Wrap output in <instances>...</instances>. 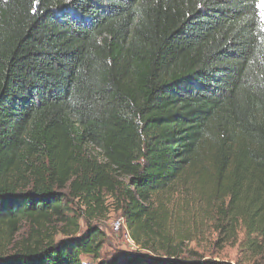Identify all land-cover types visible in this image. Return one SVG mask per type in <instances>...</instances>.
Here are the masks:
<instances>
[{"label":"trees","instance_id":"16d2710c","mask_svg":"<svg viewBox=\"0 0 264 264\" xmlns=\"http://www.w3.org/2000/svg\"><path fill=\"white\" fill-rule=\"evenodd\" d=\"M261 1L0 0V264H236L55 242L105 197L137 233L219 207L264 238Z\"/></svg>","mask_w":264,"mask_h":264},{"label":"rangeland","instance_id":"374dc122","mask_svg":"<svg viewBox=\"0 0 264 264\" xmlns=\"http://www.w3.org/2000/svg\"><path fill=\"white\" fill-rule=\"evenodd\" d=\"M262 0L259 9L264 13ZM74 215L72 221L76 225H70V220L56 222L51 229L55 242L66 238V234L79 235L86 230V224L96 225L105 235V245L101 257H105L114 251H122L132 254L149 253L163 255L162 248L169 245L179 247V259L190 261L196 258L225 260L236 264H264V238L245 233L243 227L233 226L227 218L219 212V207H177L178 216L175 220L167 221L161 230H155L157 234H143L130 231L124 225V231L114 232L111 224L119 218L118 212L110 198H104L102 207H87L75 205L69 207ZM186 210H183V209ZM30 231L29 225H22L15 234L12 243L7 239V253L13 249L14 244H19L26 239ZM124 232H128L130 240L134 243L132 248L124 238ZM138 235V240L132 236ZM83 262L94 264V260L84 257Z\"/></svg>","mask_w":264,"mask_h":264},{"label":"built area","instance_id":"2783aa9c","mask_svg":"<svg viewBox=\"0 0 264 264\" xmlns=\"http://www.w3.org/2000/svg\"><path fill=\"white\" fill-rule=\"evenodd\" d=\"M112 229L114 232L118 233L120 231H124V222L122 218H118L116 219L112 224ZM124 238L125 240L130 243L129 245L133 248L134 247V243L130 240V237L128 235L127 232H124Z\"/></svg>","mask_w":264,"mask_h":264},{"label":"snow or ice","instance_id":"6c2138e0","mask_svg":"<svg viewBox=\"0 0 264 264\" xmlns=\"http://www.w3.org/2000/svg\"><path fill=\"white\" fill-rule=\"evenodd\" d=\"M261 7L264 8V4H261Z\"/></svg>","mask_w":264,"mask_h":264}]
</instances>
